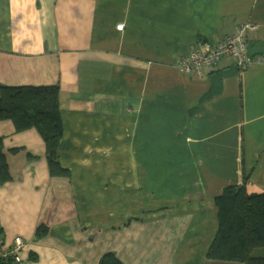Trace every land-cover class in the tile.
Returning a JSON list of instances; mask_svg holds the SVG:
<instances>
[{
	"label": "crops",
	"instance_id": "crops-1",
	"mask_svg": "<svg viewBox=\"0 0 264 264\" xmlns=\"http://www.w3.org/2000/svg\"><path fill=\"white\" fill-rule=\"evenodd\" d=\"M243 23L264 57V0H0V86L58 85L69 171L50 177L39 134L0 120V239L22 237L27 264H241L205 255L215 197L245 177L264 192V64L175 67Z\"/></svg>",
	"mask_w": 264,
	"mask_h": 264
},
{
	"label": "trees",
	"instance_id": "trees-1",
	"mask_svg": "<svg viewBox=\"0 0 264 264\" xmlns=\"http://www.w3.org/2000/svg\"><path fill=\"white\" fill-rule=\"evenodd\" d=\"M246 26L248 28L239 33V30ZM253 29L255 28L247 24H240L232 33L218 41L215 46L198 41L186 57H181L177 60L175 68L179 71V62L187 59L199 46L207 45L210 50H215L223 41H227L237 34L240 35L241 42L244 45L245 56L251 61L262 59L263 63L261 64H264L262 55L249 52L248 32ZM225 58L233 61L234 68L237 71L247 69H242L238 66L235 58L224 54L219 56L213 65L202 66L199 69L200 77L209 75V72L215 70ZM194 73L191 69L190 74H182L194 75ZM211 80H214L212 76ZM58 94V85L0 86V120L10 121L16 133L34 129L43 140L50 177L68 178L69 171L64 169L59 161L62 124ZM247 179L245 177L241 184L225 187L215 197L214 204L217 210L218 228L214 239L207 249L205 260L241 264H264V192H250L247 187ZM11 180L12 177L9 173L0 138V186ZM46 231V227H38L35 237L37 239L42 238L45 236ZM24 255L23 253V259ZM24 261L28 263L30 260L24 259ZM0 264L12 263L7 261L0 262ZM98 264L122 263L116 258L114 253L107 252L100 257Z\"/></svg>",
	"mask_w": 264,
	"mask_h": 264
},
{
	"label": "built area",
	"instance_id": "built-area-1",
	"mask_svg": "<svg viewBox=\"0 0 264 264\" xmlns=\"http://www.w3.org/2000/svg\"><path fill=\"white\" fill-rule=\"evenodd\" d=\"M248 28L243 27L239 30V33ZM122 25L117 27V30H121ZM228 55L236 59L238 66L242 69L248 68L254 64H261L262 59L256 61L249 60L244 54V45L241 42L240 35L223 41L217 46L215 50H210L209 46L201 45L194 52H192L187 59L179 62L178 69L181 73L190 74L191 69L194 71V75L201 76L199 69L202 66L213 65L221 55ZM25 240L22 237H14L10 243L0 239V262L10 261L12 264H27L23 259V253L26 249Z\"/></svg>",
	"mask_w": 264,
	"mask_h": 264
}]
</instances>
